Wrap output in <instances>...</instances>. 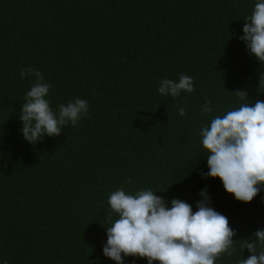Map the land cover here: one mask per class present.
Returning <instances> with one entry per match:
<instances>
[{
    "label": "trees",
    "instance_id": "1",
    "mask_svg": "<svg viewBox=\"0 0 264 264\" xmlns=\"http://www.w3.org/2000/svg\"><path fill=\"white\" fill-rule=\"evenodd\" d=\"M254 0H0V260L8 264H115L102 245L111 191L158 190L190 203L207 186L211 206L236 230V253L264 227V190L251 202L205 177L199 131L213 116L252 103L264 64L238 38ZM40 70L55 111L76 97L87 115L35 144L20 131V107ZM193 78L178 97L161 78ZM208 102L212 112L202 114ZM185 115L178 114V108ZM126 181H128L126 183ZM116 218V214H112ZM125 264H147L127 257ZM154 264L158 262L154 261Z\"/></svg>",
    "mask_w": 264,
    "mask_h": 264
},
{
    "label": "clouds",
    "instance_id": "2",
    "mask_svg": "<svg viewBox=\"0 0 264 264\" xmlns=\"http://www.w3.org/2000/svg\"><path fill=\"white\" fill-rule=\"evenodd\" d=\"M238 38L247 51L264 64V0H254L251 13L244 18ZM34 77L24 93L20 107V131L35 144L45 136H56L63 126L77 122L88 113V102L76 97L61 103L54 111L49 99L50 84L40 70L26 67L19 77ZM264 84L261 73L259 87ZM194 90L193 78L181 73L177 79L161 78L157 91L162 96L178 97ZM238 106L213 116L199 131L200 143L207 150L208 171L205 177H218L224 190L241 202H251L264 190V100L252 103L246 91L236 90ZM185 115L183 107L178 108ZM202 114L212 112L205 101ZM128 181H126L127 183ZM158 190L140 188L126 191L119 187L107 198L108 223L102 245L105 257L115 264L125 258H144L147 264H215L223 253H236V230L228 217L211 206L207 186L199 190L196 210L187 201L173 197L170 201ZM116 218H112V214ZM247 257L237 256L235 264H264V227L258 228L241 246ZM0 264H8L0 260Z\"/></svg>",
    "mask_w": 264,
    "mask_h": 264
}]
</instances>
